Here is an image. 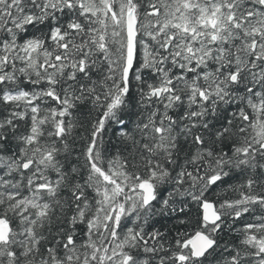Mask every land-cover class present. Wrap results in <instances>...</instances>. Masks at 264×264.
Masks as SVG:
<instances>
[{"label": "snow or ice", "instance_id": "obj_1", "mask_svg": "<svg viewBox=\"0 0 264 264\" xmlns=\"http://www.w3.org/2000/svg\"><path fill=\"white\" fill-rule=\"evenodd\" d=\"M0 264H264V0H0Z\"/></svg>", "mask_w": 264, "mask_h": 264}, {"label": "trees", "instance_id": "obj_2", "mask_svg": "<svg viewBox=\"0 0 264 264\" xmlns=\"http://www.w3.org/2000/svg\"><path fill=\"white\" fill-rule=\"evenodd\" d=\"M118 135L119 134L116 131V129L114 128L109 129L107 138L111 140V143L114 147H119ZM228 183H238V181L235 178H233V180L229 181ZM209 195L211 199L216 200L217 196H219L220 199H225V198H235L237 194L232 192L231 190H228L226 185H222L221 188L216 189L214 192L209 193ZM154 223L156 228L162 231L171 232V231H175L177 228H180L181 230H185L183 226L178 224V221L175 219L174 215L157 217ZM192 227H193L192 225H188L186 230L191 231ZM224 239L226 241H230L235 239V236L226 233Z\"/></svg>", "mask_w": 264, "mask_h": 264}]
</instances>
